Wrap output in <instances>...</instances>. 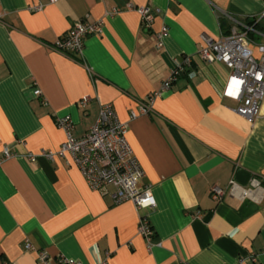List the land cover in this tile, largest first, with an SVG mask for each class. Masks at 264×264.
Instances as JSON below:
<instances>
[{"label":"crops","instance_id":"crops-1","mask_svg":"<svg viewBox=\"0 0 264 264\" xmlns=\"http://www.w3.org/2000/svg\"><path fill=\"white\" fill-rule=\"evenodd\" d=\"M127 2L160 10L150 29ZM0 7V153L6 146L15 153L0 164V264H60L62 254L83 264L241 257L264 264V116L246 121L236 111L240 101L222 92L229 68L198 55L201 34L230 30L223 11L247 19L260 14V0H0ZM78 20H102V33L87 34L81 54L56 49ZM163 25L168 36L158 48ZM183 55L193 57L196 75L182 74L150 102ZM143 101L150 111L131 119ZM105 103L128 123L154 207L115 203L113 187L92 189L68 155H40L65 139L57 116L69 115L81 137ZM213 185L224 188L220 200L211 197ZM142 215L154 230L151 247L138 232Z\"/></svg>","mask_w":264,"mask_h":264},{"label":"built area","instance_id":"built-area-1","mask_svg":"<svg viewBox=\"0 0 264 264\" xmlns=\"http://www.w3.org/2000/svg\"><path fill=\"white\" fill-rule=\"evenodd\" d=\"M260 1L263 5L260 14L247 19L223 11L222 14L231 23L230 30L219 37L201 34V45L198 49V55L203 60L220 61L229 68L230 73L223 87V95L240 101L236 111L250 124H253L256 118L264 116V41H257L250 35L264 39V30L259 29V24L264 22V0ZM40 8L39 5L32 7L33 10ZM125 8L139 14L145 30L151 28L155 16L160 11L152 5H137L132 2H127ZM117 10L119 9H115L114 12ZM2 16L3 10L0 7V21ZM102 24V20L95 22L78 20L67 33L56 40L54 47L63 53L81 54L85 36L89 33H102ZM167 36L168 27L163 25L155 33L158 48L164 46ZM193 62L191 55L174 57V66L169 77L148 100L151 102L182 74L187 73L190 78L194 77L196 71ZM34 94L41 97L42 90L37 87ZM88 100L89 96H84L81 103ZM149 111V103L143 101L137 110L130 112V118L134 119L139 114H146ZM55 120L57 126L64 131L65 139L57 150L42 149L41 156L54 160L56 156L68 155L92 189L106 191L108 186L113 187L111 195L115 203L131 201L138 209L156 205L151 185L143 183L145 171L127 139L128 123L118 118L111 103L101 105L95 123L81 137L74 136V122L69 115L57 116ZM14 154L11 148L6 146L0 153V164ZM37 156L31 152L25 155L32 163L36 162ZM234 186L235 182L232 180L231 189ZM210 194L214 200H220L224 188L213 185ZM138 232L146 239L148 247H151L154 230L146 215L140 216ZM25 247L30 249L32 245L26 242ZM38 254L40 260H48L46 252L39 251ZM57 261L60 264H83L80 260L63 254L58 256ZM243 261L244 258L241 257L233 264H241ZM100 264H106V261Z\"/></svg>","mask_w":264,"mask_h":264},{"label":"trees","instance_id":"trees-1","mask_svg":"<svg viewBox=\"0 0 264 264\" xmlns=\"http://www.w3.org/2000/svg\"><path fill=\"white\" fill-rule=\"evenodd\" d=\"M259 29L264 30V23L259 24ZM250 35L253 36V34H250Z\"/></svg>","mask_w":264,"mask_h":264}]
</instances>
